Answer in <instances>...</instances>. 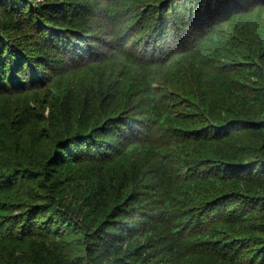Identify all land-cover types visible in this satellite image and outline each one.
Here are the masks:
<instances>
[{"label": "trees", "instance_id": "obj_1", "mask_svg": "<svg viewBox=\"0 0 264 264\" xmlns=\"http://www.w3.org/2000/svg\"><path fill=\"white\" fill-rule=\"evenodd\" d=\"M0 264H264V0H0Z\"/></svg>", "mask_w": 264, "mask_h": 264}]
</instances>
